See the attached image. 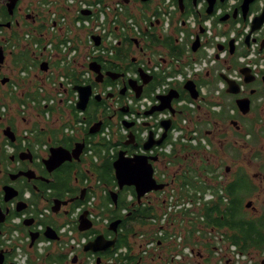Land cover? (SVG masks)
<instances>
[{
  "label": "flooded vegetation",
  "instance_id": "1",
  "mask_svg": "<svg viewBox=\"0 0 264 264\" xmlns=\"http://www.w3.org/2000/svg\"><path fill=\"white\" fill-rule=\"evenodd\" d=\"M245 1L233 0L229 6L228 0H214L213 11L207 14L206 0H182V11L174 0L177 9L166 15L165 26L162 0H128L126 7L138 6V33L134 36L126 29L119 34L110 57L95 62L99 65L95 72L89 70L80 84L91 88L84 111L63 108L59 100L42 107H53L45 115L17 94L23 83L35 87L61 72L57 57L44 50L46 41L54 37L49 30L56 22H47L46 0H0V264H97L98 258L104 264L107 257L83 249L54 246L38 251L35 244L49 227V218H40L41 213L49 212L54 227L62 223L72 206L89 195L84 185L89 180L82 181V174L93 163H112L119 151L128 158L156 157L151 162L153 178L164 185L139 203L135 193L127 194L126 201L153 206L159 209L158 217L166 200L172 199L174 210L168 229L137 224L147 231L138 234L134 228L127 255L118 256L114 264L122 258L123 264H180L174 257L186 245L192 250L189 264H206L209 254L216 253L220 257L212 258L213 264H232L229 257L221 259L232 247L241 256L236 264H264V16L259 29L251 32L255 18L264 15V0ZM150 16L155 19L149 21ZM188 20L198 27L192 28ZM206 22L209 33L203 26ZM43 62L45 72L40 69ZM223 76L237 84V94L227 92ZM127 99H146L150 106L135 112L130 128L121 131L123 117L135 111L124 105ZM161 103L169 107L144 115ZM63 111L70 119L55 125L53 115ZM165 121L169 122L165 138L145 150L150 135L155 141L162 137ZM92 126L98 129L95 134L88 132ZM106 130L108 139L101 136ZM174 131L179 133L174 136ZM104 141L109 148L95 155V146ZM77 143L83 144L79 160L48 170L45 160L50 148L71 151ZM99 185L103 184L99 181ZM125 188L134 192L132 187L118 190L117 185L113 190L118 197ZM106 189L105 195L110 192ZM56 199L68 203L54 213ZM99 205L97 201L95 209L107 216ZM54 227L49 228L57 237L51 241L56 242L60 236ZM30 233L37 234L32 245ZM133 236H138L136 242L139 239L137 249L129 240ZM229 238L236 244H230ZM149 239L154 247L143 252ZM114 248L104 252L106 256Z\"/></svg>",
  "mask_w": 264,
  "mask_h": 264
},
{
  "label": "built area",
  "instance_id": "2",
  "mask_svg": "<svg viewBox=\"0 0 264 264\" xmlns=\"http://www.w3.org/2000/svg\"><path fill=\"white\" fill-rule=\"evenodd\" d=\"M232 3L233 0H228L229 6ZM126 6L124 0H46L45 7L48 10L47 22H56V27L50 28L49 32L52 33L54 37L46 41L44 50L48 55L51 54L53 57H57L58 69L61 70V72L38 81L35 87H31L28 82L23 83L17 95L19 97L24 95L23 99L31 105H35V107H48L54 105V103L59 100L62 101L65 108L75 106L77 94L72 91V83L62 71L65 68L75 71L76 75H79L82 84H84L90 74L88 69L89 64L92 62L104 63L112 54L113 48L118 44L119 34L123 33L126 29H129L134 36L138 33L136 14L130 12L133 16L127 17L125 13ZM162 7L164 9V11H162V21L163 25L166 26V15L175 12L177 7L174 0H162ZM82 11H88L90 14L88 16H83L81 14ZM219 12L220 10H217V13ZM154 19L155 17H149V21H153ZM145 23L146 22H144V24ZM188 24H190L192 28L198 27L190 20H188ZM250 24L251 17L246 23V31ZM203 26L207 27V33H209L208 23H204ZM93 37L99 38L98 46H95ZM69 89H71L73 94H68ZM32 93L39 97L38 100L29 97ZM124 105L133 106L135 109L132 114H127L122 119V121L131 122L135 121V112L141 113L145 111L150 106V102L146 99L139 101L127 99ZM48 113L49 112L45 111L44 114L47 115ZM136 121L139 122V120ZM123 128L124 127L121 125L120 130L123 131ZM178 133V131H174L173 134L176 136ZM101 136L108 139L107 130L104 131ZM153 152L154 151H150L149 154H153ZM109 153L113 155V148L110 149ZM88 154H91V152H88ZM87 179L89 181L85 180L84 185H86V189H88L89 198L85 203L77 206L62 223L54 227V219L49 215V212L44 210L41 213L40 218H42V216L48 217V220L52 223L49 227H54L60 238L56 242L46 238L37 242L35 248L38 251L49 249L54 246L83 249L84 245L91 241L97 232L108 227L109 221L107 216H102L95 209L97 206L96 200L98 201L99 198L98 195L96 196L94 194V190L99 186V181L94 182L95 178L92 179L91 177ZM106 192L107 190L102 191L101 195H105ZM173 210L172 199H167L164 212H160L158 217L149 219L151 228L153 229L154 226L161 225L162 229H168V218ZM83 212H87V218L93 223V227L90 229L92 233L88 235L78 233L74 227V225L77 224L79 215ZM180 237L181 236L178 238ZM154 243V240H147L143 243L141 250L146 252L153 249ZM137 245L134 243V248H132L137 249ZM128 250L127 246L119 247L113 253V256L103 259V263L114 264L117 257H125ZM229 250L231 252L228 256L224 257H229L232 260V264H236L241 259V256L236 253L233 247ZM191 251V248L186 245L175 255L174 260L177 262L180 261V264H189L192 258ZM217 254L218 253H216V255ZM124 262L125 259L122 258L117 264H123Z\"/></svg>",
  "mask_w": 264,
  "mask_h": 264
},
{
  "label": "water",
  "instance_id": "3",
  "mask_svg": "<svg viewBox=\"0 0 264 264\" xmlns=\"http://www.w3.org/2000/svg\"><path fill=\"white\" fill-rule=\"evenodd\" d=\"M145 1V0H143ZM219 2H223L224 0H218ZM208 7H207V14H211L213 9L212 5L214 3V0H206ZM249 0H246L245 3H248ZM124 3H128V0H125ZM182 0H178V7L182 11ZM81 14L83 16H88L90 13L88 11H82ZM243 18L246 16V11L243 10L242 12ZM263 16H259L255 18L251 32L258 30L260 27V24L263 20ZM226 17L221 18V21H224ZM248 38V37H247ZM94 44L95 46L99 45V38L98 37H93ZM197 41L196 40L194 43V48L197 46ZM99 67V65L95 62L90 63L88 66V69L91 72H95L96 68ZM47 68V64L43 62L40 66L41 71L45 72ZM244 70H241L243 73ZM247 77V75H244ZM223 80L227 84V92L230 94H237L238 93V87L237 84L226 78V76H223ZM247 80V79H246ZM189 89L193 91V85L189 84ZM72 91L76 92L78 95V100L75 104L76 110L79 111H84L86 104L89 100V97L91 95V88L90 86H85V85H75L72 87ZM135 98H139V94H135ZM169 105H161L158 107H154L150 109L149 111H146L144 115H150L153 113V111H160L164 108H168ZM163 127L165 128V132L163 133L162 137L155 141L153 140L152 135L149 136L148 140L144 143V149L149 150L153 145H159L162 140L166 136V130L168 129L169 122L165 121L162 123ZM132 123H128L126 121H122V126L124 128H130ZM98 124H96L94 127H97ZM93 126L90 127L89 129V134H95L98 129L94 128ZM83 144H75L74 148L69 151L63 147H52L49 150V156L45 160V165L47 166L48 170H54L61 166L65 162H70L73 159L74 160H79V156L82 151ZM156 157H147V156H134L132 158H128L125 156L124 151H119L117 153L116 159L111 163L112 170H113V176L116 181L117 189L122 190L124 187H132L134 189L135 197L137 202L139 203L141 198L145 196L146 194L152 192V191H161L164 188L163 184L157 183L156 180L153 178V168L151 165L152 161H155ZM84 190L81 191V193ZM109 196L113 202L114 205H116L117 201V193L114 191H110ZM78 199H81L79 197ZM54 205L52 207V211L54 213L57 212L58 207L60 204L66 205L68 202L64 201L61 202L59 200H54L53 201ZM121 220H116L113 221L109 224L108 226V231L114 234L113 238H106L105 235L99 234L97 235L93 240L89 241L87 244L84 245L83 247V252H91L94 254H99V253H104L109 249H112L115 246V243L117 241V228L120 224ZM91 222L87 218V213L83 212L81 215L78 217V225H77V230L78 232H86L91 229ZM31 236V245L35 241L37 234L30 233ZM44 237L48 240H56L57 237L55 233L48 227L46 228L44 232ZM99 258L97 259V264H99Z\"/></svg>",
  "mask_w": 264,
  "mask_h": 264
},
{
  "label": "trees",
  "instance_id": "4",
  "mask_svg": "<svg viewBox=\"0 0 264 264\" xmlns=\"http://www.w3.org/2000/svg\"><path fill=\"white\" fill-rule=\"evenodd\" d=\"M125 13H126L127 17L133 16L132 14H130L128 7H125ZM22 71H24V69H22ZM64 72H65V76L70 79V82L72 83V87L75 86L76 84H79V85L82 84V81H80V79L76 75L75 71L70 70L69 68H65ZM69 91H70L69 94H72L71 89H69ZM32 96L36 97V94L32 93V95H29L30 98H32ZM24 101H25V99H22V102H24ZM19 102H21V101H19ZM37 108L41 109L42 111L41 110H39V111H41L43 114L45 113V111H47V112L53 111V107H49L46 110H43L41 106H38ZM64 126H67V124H65ZM69 128H71V127H69ZM105 144L101 143V144H98L97 146H95L94 154L100 156L104 147H106V149H108L109 144H107L106 142H105ZM110 170H111V174H110ZM92 175L95 177V179L100 181L104 186L109 187L110 189L116 188V183H115L113 171L111 168V161L104 160V161H101L100 164H94L93 163L90 171L88 173L82 174L81 180L83 181V179H85L86 177L92 176ZM109 193L110 192H108L107 195H100L101 202H100V205L98 208H100V207L104 208L102 213L107 214V219L109 221V224L111 222L119 220V219L121 220V223L117 229V241H116L114 250L109 253V256L108 255L106 256L105 253H99V254H97V256L111 257L112 254L119 247L128 246L127 240H128L129 235L133 231V228H132L133 222L138 223L141 226H143V225L148 224L149 223L148 220L151 217H155V215H156V210H154L153 206H148L147 204L132 206V204H130L126 201L127 194H131L134 197V192L131 188H125L123 192L118 193L117 203L115 206H114V204H113V202L109 196ZM89 196L90 195L87 196V198L85 199L84 202H78L77 204H74L72 206V208L70 209V212L68 213L67 217L70 215V213L77 206L81 205L82 203H85L87 201V199L89 198ZM123 210L127 211V213L125 215H123V213H122ZM50 223H51V221L48 220L46 222V225H50ZM107 228L108 227H106V229H104L103 234L105 236H109L110 238H113L114 234L109 232L107 230ZM89 233H92V231L86 232L84 234L88 235ZM99 234H100V232H97L95 234V236H97ZM95 236L93 237V239L95 238ZM227 241L230 242V244H236L232 238H229ZM192 245H194V244H192Z\"/></svg>",
  "mask_w": 264,
  "mask_h": 264
},
{
  "label": "rangeland",
  "instance_id": "5",
  "mask_svg": "<svg viewBox=\"0 0 264 264\" xmlns=\"http://www.w3.org/2000/svg\"><path fill=\"white\" fill-rule=\"evenodd\" d=\"M128 8H130V7H128ZM131 9V11H132V13H134V14H136V10H138V6H136V5H133V9L132 8H130ZM35 74H37L36 72H35ZM31 75H33V74H31ZM37 75H41V74H37ZM63 108H65L64 106H63ZM56 113V112H55ZM70 119V116H69V113L67 114V112L66 111H63V113H61V115H60V113H58V114H54L53 115V118L51 119V121L52 122H54L55 123V125H60L61 123H64V122H67L68 120ZM248 152V150H245V152ZM257 151V150H256ZM246 152V153H247ZM85 168H87V166H84ZM112 168V167H111ZM110 174H111V170H110ZM96 181H98L97 179H95L94 180V182H96ZM107 189H106V186H104V185H99L98 187H96L95 188V190H94V194L97 196L98 195V198H99V201H98V203L99 202H101V199H100V195H101V193H102V191H106ZM110 191H113L114 192V190L113 189H110ZM150 200L152 201V198H150ZM96 203H97V200H96ZM159 209H156V211H158ZM138 223H133L132 225H133V229L135 228V231H136V233H138V234H140V230H142V231H147V228L148 227H145V228H142L141 226H138L137 225ZM100 233H103L104 232V229H101L100 231H99ZM137 238H138V236H133V237H130V242H132V243H136V245H137V243L139 242V241H137L136 242V240H137ZM194 244V243H193ZM132 245V244H131ZM133 246V245H132ZM195 246V245H194ZM134 247V246H133ZM235 251H236V249H235ZM229 253L231 252L230 250L228 251ZM103 255V254H102ZM224 256L225 255H223V256H221V259H223L224 258ZM220 257V254H209V261L206 263V264H213V260H212V258L214 259V260H218V258Z\"/></svg>",
  "mask_w": 264,
  "mask_h": 264
},
{
  "label": "bare ground",
  "instance_id": "6",
  "mask_svg": "<svg viewBox=\"0 0 264 264\" xmlns=\"http://www.w3.org/2000/svg\"><path fill=\"white\" fill-rule=\"evenodd\" d=\"M47 12V11H46ZM51 25V24H50ZM47 27V26H46Z\"/></svg>",
  "mask_w": 264,
  "mask_h": 264
}]
</instances>
